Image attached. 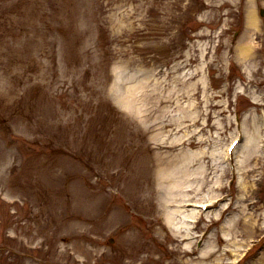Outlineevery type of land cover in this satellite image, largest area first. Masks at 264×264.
I'll return each instance as SVG.
<instances>
[{
  "label": "rangeland",
  "instance_id": "374dc122",
  "mask_svg": "<svg viewBox=\"0 0 264 264\" xmlns=\"http://www.w3.org/2000/svg\"><path fill=\"white\" fill-rule=\"evenodd\" d=\"M262 8L0 0V264H263L264 238L241 256L253 220L264 233V137L243 212L199 206L224 180L211 152L237 116L251 129L264 113ZM187 200L203 213L182 212L173 230L168 211Z\"/></svg>",
  "mask_w": 264,
  "mask_h": 264
},
{
  "label": "bare ground",
  "instance_id": "6f19581e",
  "mask_svg": "<svg viewBox=\"0 0 264 264\" xmlns=\"http://www.w3.org/2000/svg\"><path fill=\"white\" fill-rule=\"evenodd\" d=\"M250 21H251V24H254V23H256V18L251 17ZM235 50L237 52V55H239L240 57L241 56L243 57V56H245V53H251L252 52V47L249 46L248 44L246 46L243 44L241 46L236 47ZM242 63L244 65H246L245 61H242ZM261 123H264V113H263V116L258 117V118L254 116L253 125H252L251 129L248 126L247 127L245 126V138L243 139V141L238 146V150L239 151L241 150L242 155H241V157H239V155H238L237 162H236V164H237V176H236L235 181H237V182H233V184H234L233 190H235V192L232 190V193H229V195L232 196V200H233V203L231 206L234 205V207L231 208V206H230L229 208L223 210V212H222L223 214H225L227 212L233 214V209H237L238 211H240L243 208L242 202H244L243 200H245L246 195L248 196V198L253 197V196H251L252 190H253V185L247 177L245 167L250 162V160H251L250 158L255 157V156L257 157L258 155H260V152L262 151V149H261L262 148L261 138L264 137V130H263V128H261V126H262ZM159 124H160V129L165 130V132H167L168 134L172 133L175 129L174 126H172L169 123L163 122V121L162 122L159 121L155 124L157 126V128H159ZM226 145H228V144L226 143ZM160 146L163 147V149L165 151L173 149L176 147V145H174V144H169L167 140L162 141ZM227 147L228 146L225 147V145L223 144L220 147V151L218 154L215 151L211 152V159L214 161V166H216V168L214 170V176H215L216 180H218L220 178V176H221V178L224 179L225 177H228L230 175V172L228 171V169L226 167H220L219 166L220 162L218 161V156H221L223 154V150L227 149ZM166 157H168V156H166ZM191 157L195 158V157H197V155L196 156L191 155ZM177 160H178V166L177 167H182V169L185 171V169H184L185 167L182 166L184 160H182L178 157H177ZM201 164H202V162L199 164V168L202 169V173L204 172L205 173L204 176L206 177L205 166H204V164L201 166ZM202 181H206V179H202ZM207 181H209V180L207 179ZM171 188L172 187H168V189H171ZM219 188H220L221 192H225L226 191L225 183L224 182L221 183ZM237 188H239L238 193L236 192ZM173 201L174 200H171L170 202L167 201V202H169L168 205H170V203ZM180 201L177 203V208H174V209H171L168 211V213H169L168 224L173 228V230H175L174 226H176V224H177L176 223L177 217L179 215H181L182 212H185L186 216H190V220H192L193 218H196L198 215V213H196V210L194 208H191V209L183 208L182 209V206L180 207V204H179ZM187 201H189V200H187ZM236 201H237V203H236ZM221 202H222L221 205L228 206V205H225V201H221ZM252 203H253V201L247 203V205L249 206ZM254 204H256V203H254ZM224 208L225 207H223V209ZM242 212H243V209H242ZM244 215H240L239 217L241 218ZM255 215L256 214H254V212H253L252 218H254ZM256 220H258V219H256ZM251 223L252 224H251L250 231H251L252 235L248 236V233L246 234V232L244 231L242 233L243 237L247 236L245 239H248V238L250 239L251 237L258 238V240L263 239L264 233H261L259 235L256 233L257 231H260V229H261L260 225L254 220ZM226 224L229 225L228 228L232 230L233 229L232 226L234 225V217L230 218L229 223H228V221H226L223 228L226 226ZM245 230L249 231L246 228H245ZM189 236L190 235H188L187 242L191 243L192 239ZM192 253H194V252H192ZM261 258H264V254L262 255ZM263 264H264V262H263Z\"/></svg>",
  "mask_w": 264,
  "mask_h": 264
}]
</instances>
